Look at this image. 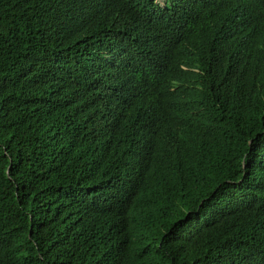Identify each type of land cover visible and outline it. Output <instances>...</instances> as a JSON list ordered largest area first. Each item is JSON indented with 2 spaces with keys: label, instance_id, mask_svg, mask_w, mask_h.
Masks as SVG:
<instances>
[{
  "label": "trees",
  "instance_id": "16d2710c",
  "mask_svg": "<svg viewBox=\"0 0 264 264\" xmlns=\"http://www.w3.org/2000/svg\"><path fill=\"white\" fill-rule=\"evenodd\" d=\"M248 1L0 0V264H264Z\"/></svg>",
  "mask_w": 264,
  "mask_h": 264
},
{
  "label": "bare ground",
  "instance_id": "6f19581e",
  "mask_svg": "<svg viewBox=\"0 0 264 264\" xmlns=\"http://www.w3.org/2000/svg\"><path fill=\"white\" fill-rule=\"evenodd\" d=\"M102 1V0H101ZM107 1V0H106ZM260 1V0H259ZM103 2H105V1H103ZM247 2H250V1H248L247 0ZM106 3V2H105ZM252 3H253V1H252ZM96 4H98V3H96ZM104 4V3H103ZM249 4V3H248ZM99 5V4H98ZM105 5H107V4H105ZM97 6V5H96ZM257 6V5H256ZM94 7V6H93ZM106 7V6H105ZM96 8H98V7H96ZM95 8V9H96ZM253 8V7H252ZM256 9V8H255ZM156 10V9H155ZM210 14V13H209ZM116 18V17H115ZM159 20V19H158ZM161 20V19H160ZM162 21V20H161ZM156 22V21H155ZM155 22H153V23H155ZM157 24V23H156ZM152 26V25H151ZM175 26V25H174ZM153 27V26H152ZM126 29V28H125ZM179 31V30H178ZM183 31V30H182ZM176 32V31H175ZM180 32V31H179ZM186 32V31H185ZM182 33V32H181ZM184 34V33H183ZM148 35V34H147ZM130 36V35H129ZM142 36V35H141ZM152 36V35H151ZM143 37V36H142ZM157 37H158V35H157ZM156 39V38H155ZM157 40V39H156ZM126 41V40H125ZM91 42V41H90ZM98 42V41H97ZM159 42H161V41H159ZM92 43V42H91ZM100 43V42H99ZM162 43V42H161ZM95 45H96V43H95ZM94 45V46H95ZM142 46V45H141ZM95 49V48H94ZM144 49V48H143ZM146 50V49H145ZM148 53V52H147ZM163 53V52H162ZM128 54V53H127ZM127 54H126V56H127ZM144 54H142V56H143ZM132 56V55H131ZM134 57V56H133ZM146 57H148V56H146ZM123 58V57H122ZM131 58V57H130ZM133 59V58H132ZM140 59V58H139ZM130 60V59H129ZM132 62L134 61V60H131ZM137 61V60H136ZM149 61V60H148ZM143 62L145 63V61L143 60ZM135 64V63H134ZM142 64V63H141ZM148 68V67H147ZM131 69H132V67H131ZM139 69H140V67H139ZM146 69V68H145ZM142 70H144V69H142ZM122 71V70H121ZM117 72V71H116ZM131 72V71H130ZM139 72V71H138ZM121 73H124V72H121ZM132 73V72H131ZM125 74H129V73H124V77H125ZM134 74H135V76H137L136 75V73L134 72ZM133 74V75H134ZM133 75H130V76H133ZM140 75V74H139ZM127 78H129V77H127ZM138 78H139V76H138ZM142 78V77H141ZM133 79V78H132ZM136 79H137V77H136ZM131 80V79H130ZM138 80V79H137ZM135 81V80H134Z\"/></svg>",
  "mask_w": 264,
  "mask_h": 264
},
{
  "label": "rangeland",
  "instance_id": "374dc122",
  "mask_svg": "<svg viewBox=\"0 0 264 264\" xmlns=\"http://www.w3.org/2000/svg\"><path fill=\"white\" fill-rule=\"evenodd\" d=\"M158 1L163 2V0H158Z\"/></svg>",
  "mask_w": 264,
  "mask_h": 264
},
{
  "label": "clouds",
  "instance_id": "9594fccd",
  "mask_svg": "<svg viewBox=\"0 0 264 264\" xmlns=\"http://www.w3.org/2000/svg\"><path fill=\"white\" fill-rule=\"evenodd\" d=\"M158 1V0H157ZM160 2V1H159ZM163 2H164V0H163ZM163 2H161V3H163Z\"/></svg>",
  "mask_w": 264,
  "mask_h": 264
}]
</instances>
